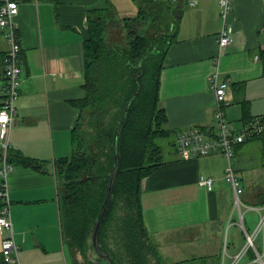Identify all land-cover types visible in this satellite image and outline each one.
<instances>
[{
	"label": "crops",
	"instance_id": "obj_1",
	"mask_svg": "<svg viewBox=\"0 0 264 264\" xmlns=\"http://www.w3.org/2000/svg\"><path fill=\"white\" fill-rule=\"evenodd\" d=\"M110 3L121 17L137 12L134 0L19 3L15 22L22 46V73L10 141L12 150L36 159L40 167L14 163L8 185L15 239L20 245V258L27 264H68L66 248L77 264L75 252L64 239L57 163L71 157L72 131L82 114L79 100L86 95L84 43L89 34V15ZM230 23L235 29L232 42L221 51L219 0H197L194 5L188 0L177 39L162 63L159 99L168 115L167 127L175 133V145H165L164 163L142 180V205L145 224L163 260L178 253L176 243L192 244L202 235V228L210 236L209 245L215 241L212 238H217L220 246L225 220L234 212L233 190L225 179L227 157L211 153L184 159L176 147L177 133L184 129L216 130L212 74L219 69L222 79L228 81L229 105L225 110L230 121L237 117L242 120L241 99L249 102L252 115L264 114V74L259 58L264 50V0H233ZM7 50L0 28L1 99L5 94ZM239 83L242 85L237 89ZM248 140H259L262 149L259 138ZM246 142L235 147L237 157L233 162L239 174L252 177L254 165L260 160L247 152ZM202 175L215 179L213 190L200 184ZM1 241L0 235V264H5ZM222 257L218 256V264Z\"/></svg>",
	"mask_w": 264,
	"mask_h": 264
},
{
	"label": "trees",
	"instance_id": "obj_2",
	"mask_svg": "<svg viewBox=\"0 0 264 264\" xmlns=\"http://www.w3.org/2000/svg\"><path fill=\"white\" fill-rule=\"evenodd\" d=\"M137 3L132 16H119L112 3L89 15V34L84 43L86 95L79 100L82 114L72 131L71 157L57 163L60 214L66 244L86 258L107 199L117 148L119 168L99 230L100 245L115 264H151L152 258L158 264H169L162 259L145 224L142 180L165 161V145L159 139L173 136L166 144L175 145V133L168 129V115L160 105V75L167 50L177 39L188 0ZM259 58L264 74V50ZM241 85H236L237 89ZM4 97H0V107ZM241 102L242 121L257 117L251 114L247 100ZM262 117L264 121V114ZM252 138L262 141L264 160V130ZM2 159L0 146V165ZM8 161L40 167L36 159L12 148ZM110 237L121 252L108 246Z\"/></svg>",
	"mask_w": 264,
	"mask_h": 264
},
{
	"label": "built area",
	"instance_id": "obj_3",
	"mask_svg": "<svg viewBox=\"0 0 264 264\" xmlns=\"http://www.w3.org/2000/svg\"><path fill=\"white\" fill-rule=\"evenodd\" d=\"M20 1H0V28L3 29L8 45L4 60L5 97L0 107V146L3 150V159L0 165V235L2 236L1 254L8 264H27L20 258V245L15 239L8 185L9 175L13 170V164L8 161L9 150L12 148L10 135L17 112L16 101L20 93V76L22 73V46L15 22ZM191 2L194 5L197 0H191ZM219 5L222 28L218 42L222 51L232 42V34L235 30L230 23L233 0H219ZM220 74V70L217 69L210 78L216 100V130L193 127L184 129L177 133L176 147L180 157L184 159L211 153H220L227 157L229 164L225 179L233 190L234 211H238V219L234 220L233 215H231L228 227L239 226L245 243L239 251L230 253L226 236L221 264H264V203L256 205L245 203L243 196L246 193V187L242 184L239 172L233 162L235 147L263 132L264 121L262 116H257L250 121H242L237 125L227 119L225 108L229 105L226 99L228 81L222 79ZM199 181L207 189H214L215 179L213 177L202 175ZM247 210L255 211L259 215L252 231L249 229L245 218Z\"/></svg>",
	"mask_w": 264,
	"mask_h": 264
},
{
	"label": "rangeland",
	"instance_id": "obj_4",
	"mask_svg": "<svg viewBox=\"0 0 264 264\" xmlns=\"http://www.w3.org/2000/svg\"><path fill=\"white\" fill-rule=\"evenodd\" d=\"M134 2L136 3V5H138L137 0H134ZM120 6L124 9H127L125 6H122V5ZM238 119H239L238 117L236 119H231V122L239 125L242 122V120H238ZM172 137L173 136L169 137L168 139L171 140ZM168 139L160 138L159 143L166 145ZM245 145H248L247 146L248 148L246 149L247 152L250 153L252 156H254L257 161L260 160V162L254 165V168H256V170L253 171L252 177H246L245 175H242V173L239 174L242 184L247 186V192L243 196V199L247 205L262 204L264 203L261 201L264 198V164H263L264 160H263L262 149L260 148L261 143L259 140L258 141L247 140ZM236 157L237 156H235L233 159L236 160ZM257 192L259 193V195H256ZM233 218L234 220L238 219L237 210L233 212ZM245 218H246L249 229L252 231L255 228L256 222L259 218L258 213L252 210H247L245 212ZM228 220H229L228 218L225 220V223L222 229L223 237H222V242L220 246H218L217 238H212L215 241L213 244L209 245L208 239L210 238V236L205 235V233H207V229L202 228V232H201L202 235L197 237L195 241H193L192 244L182 243L181 241L179 243H176L175 246L179 248L178 253L173 254V257L167 256L168 260H164V261L169 264H184V263L186 264H209V262L211 263L214 262V264H218V256L220 258V256L223 255V252H224L226 236L228 238L229 252L236 253L244 245L245 238L243 237V234L240 231L239 226L232 225L227 228V226L229 225ZM109 239L110 240L108 241L109 243L108 246H112L114 247L113 249H116V251L121 252L120 246L115 245V239H113L112 237H110ZM187 245H190V248H188ZM66 252H67L66 253L67 257H68V264H75L72 258L70 257L69 251L67 248H66ZM78 253L79 252H75V257H76L75 260L77 264H92V263H97L99 260V255L92 244L90 245L88 249V254H87L88 256L86 258L81 253L79 254ZM110 254L112 255L113 252L112 253L110 252ZM207 255L209 256L211 255V256L207 257ZM186 257H188L189 259L183 262L177 261L180 258H186ZM116 262L118 263V260ZM118 264H122V262L119 261ZM151 264H158L157 259L152 258Z\"/></svg>",
	"mask_w": 264,
	"mask_h": 264
},
{
	"label": "water",
	"instance_id": "obj_5",
	"mask_svg": "<svg viewBox=\"0 0 264 264\" xmlns=\"http://www.w3.org/2000/svg\"><path fill=\"white\" fill-rule=\"evenodd\" d=\"M122 126L119 128L118 134H120V130H121ZM119 168V155H118V149L116 148L115 151V159H114V165H113V169L110 175V181H109V188H108V194H107V199L105 202V205L100 213L99 218L96 221V226L94 228L93 231V237H92V241H93V246L96 249L98 255L100 256V260H99V264H115V262L113 261L112 257L109 255V253H107L102 246L100 245L99 242V230H100V226L102 224V221L107 213L108 210V205L110 202V198L112 195V190H113V186H114V181H115V177L117 174Z\"/></svg>",
	"mask_w": 264,
	"mask_h": 264
},
{
	"label": "flooded vegetation",
	"instance_id": "obj_6",
	"mask_svg": "<svg viewBox=\"0 0 264 264\" xmlns=\"http://www.w3.org/2000/svg\"><path fill=\"white\" fill-rule=\"evenodd\" d=\"M99 260H100V256H99ZM99 260H98V262H99Z\"/></svg>",
	"mask_w": 264,
	"mask_h": 264
}]
</instances>
